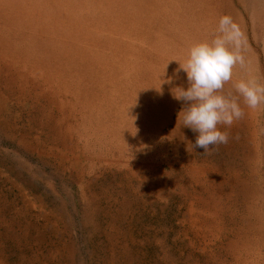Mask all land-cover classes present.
<instances>
[{
	"label": "rangeland",
	"instance_id": "374dc122",
	"mask_svg": "<svg viewBox=\"0 0 264 264\" xmlns=\"http://www.w3.org/2000/svg\"><path fill=\"white\" fill-rule=\"evenodd\" d=\"M224 15L246 67L219 94L244 116L203 154L173 95ZM253 78L264 0H0V264H264Z\"/></svg>",
	"mask_w": 264,
	"mask_h": 264
},
{
	"label": "clouds",
	"instance_id": "9594fccd",
	"mask_svg": "<svg viewBox=\"0 0 264 264\" xmlns=\"http://www.w3.org/2000/svg\"><path fill=\"white\" fill-rule=\"evenodd\" d=\"M217 33L210 42L197 43L188 50L178 69L186 74L188 87H177L173 95L186 105L181 111L183 125L198 133L192 146L203 149V154L229 142V133L218 125L230 128L244 116L236 97L219 94L231 80L234 66L246 67L243 33L227 15L220 17ZM234 87L249 108L264 104V84L256 79L241 80Z\"/></svg>",
	"mask_w": 264,
	"mask_h": 264
},
{
	"label": "bare ground",
	"instance_id": "6f19581e",
	"mask_svg": "<svg viewBox=\"0 0 264 264\" xmlns=\"http://www.w3.org/2000/svg\"><path fill=\"white\" fill-rule=\"evenodd\" d=\"M34 23V22H33ZM41 28V27H40ZM48 29V28H47ZM47 41V40H46ZM49 41V40H48ZM47 41V42H48ZM55 41H56V39H55ZM49 43V42H48ZM50 44V43H49ZM50 45H52V44H50ZM84 76V77H83ZM83 76H82V78L79 80V81H77V80H75L74 78H69V79H67L66 80V82L67 83H79L80 84V86H82L83 87V85L87 82V79H89V78H87V74H85V73H83ZM81 90H83V89H81L80 88V91ZM83 91H85V90H83ZM108 94H109V92H108ZM110 107H111V105L112 104H110V103H107ZM116 109H117V107H115ZM112 110H113V108H111Z\"/></svg>",
	"mask_w": 264,
	"mask_h": 264
}]
</instances>
